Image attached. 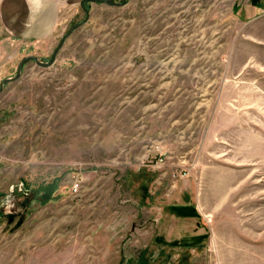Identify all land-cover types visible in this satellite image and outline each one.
<instances>
[{
    "label": "rangeland",
    "instance_id": "obj_1",
    "mask_svg": "<svg viewBox=\"0 0 264 264\" xmlns=\"http://www.w3.org/2000/svg\"><path fill=\"white\" fill-rule=\"evenodd\" d=\"M84 6L2 85L0 264H264V0Z\"/></svg>",
    "mask_w": 264,
    "mask_h": 264
},
{
    "label": "crops",
    "instance_id": "obj_2",
    "mask_svg": "<svg viewBox=\"0 0 264 264\" xmlns=\"http://www.w3.org/2000/svg\"><path fill=\"white\" fill-rule=\"evenodd\" d=\"M79 1L0 0V55L17 42L51 41L58 22L67 15L68 7ZM187 211L186 206L172 207V212L179 216L191 215L185 214Z\"/></svg>",
    "mask_w": 264,
    "mask_h": 264
},
{
    "label": "water",
    "instance_id": "obj_3",
    "mask_svg": "<svg viewBox=\"0 0 264 264\" xmlns=\"http://www.w3.org/2000/svg\"><path fill=\"white\" fill-rule=\"evenodd\" d=\"M87 2H100V3H105V4H108V5L121 6V5L124 4L125 0H122L120 3H118V2H114V1H112V0H81V1H80V7H81L82 10L85 12V19H84L82 22H80V23H76V24H74V25H72V26L69 27L67 33H65V34L61 37V39H60L58 45L56 46V48H55L54 51L52 52V54H51V56H50V58L48 59L47 62H41V61H39V60L37 59V57H35V56H28V57L23 58V59L20 61L18 67H17L15 77H13V78H11V79H5V80L2 81V84L0 85V92H1V90H2V85H3V83L8 82V81H13V80H15V79H17V78L19 77V75H20V70H21L22 66H23L26 62L32 60V61H34L37 65L42 66V67H48V66L52 65L53 60H54V57H55L57 51H58V50L60 49V47L62 46V43H63V41L65 40V38H66V37H67V36H68V35L74 30V28H76V27L82 25V24L88 19V10H87L86 7L84 6V4L87 3Z\"/></svg>",
    "mask_w": 264,
    "mask_h": 264
},
{
    "label": "trees",
    "instance_id": "obj_4",
    "mask_svg": "<svg viewBox=\"0 0 264 264\" xmlns=\"http://www.w3.org/2000/svg\"><path fill=\"white\" fill-rule=\"evenodd\" d=\"M50 190H52V189H50ZM202 239H203L202 236H196V237L191 238V239H183L181 241L171 242L168 244H169V246L184 245L187 247H198L202 244V241H203Z\"/></svg>",
    "mask_w": 264,
    "mask_h": 264
}]
</instances>
